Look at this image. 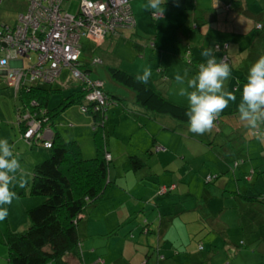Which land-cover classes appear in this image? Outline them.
Segmentation results:
<instances>
[{"label": "rangeland", "instance_id": "374dc122", "mask_svg": "<svg viewBox=\"0 0 264 264\" xmlns=\"http://www.w3.org/2000/svg\"><path fill=\"white\" fill-rule=\"evenodd\" d=\"M203 2L205 4L208 0H203ZM238 4L237 0H218L217 4L210 8L211 16L215 21L213 23L215 26L210 32L215 35H210L209 37L203 35L202 37V25H196L197 21L194 18H187L184 8H181L175 17L165 19V23L153 19L152 14L147 13L145 16L149 17L151 23L148 20L147 22L152 25L146 26L141 34L138 33L143 38L140 45L131 43V47L134 50L132 56V50L128 46L119 47V44L117 45L118 42H116L115 45L117 46L113 49L114 52L96 48L93 50L94 54L90 52V49H87L84 50L82 57L84 59H92L93 55H95L93 57L94 63H90L95 64V69L90 72L89 80H101L105 89L123 97L125 100H131L134 93L131 89L116 82L110 76L104 64V56L107 58L111 57L116 63H121L123 65H119L121 68L134 74H142L145 67H150L152 76L148 83L166 93L168 98L173 102L188 106L186 97L180 95L182 85L175 80L177 73L183 75L185 70H187L189 74L187 78H191L198 71V66H196L197 69H194L189 65L191 64L189 60L192 57L189 49L186 50L183 61L180 58L184 49H186V46H184L185 39L199 41L202 37L203 46L201 48L203 49L211 47L214 49L216 45L220 46V49H225L226 44L228 47L231 44L229 51L228 48L226 50L215 49L214 51L218 53L213 51V55L217 59V62L223 61L224 53L229 54L232 58L235 57L232 63L229 62L232 71L229 79L225 81V88L233 91L237 100L235 103H229V106L221 113L222 118L220 122L216 123L210 132L197 135L189 131V127H182V131L185 130L187 133L194 135L195 141L190 138L188 142L183 141L180 147L186 148L188 144L189 150H186V152L190 154V157L187 159L194 166L195 172L192 173L190 170L185 174V183L181 184L179 189L175 188L173 191H169L165 195V199H167L169 204L177 202L170 206V208L176 211H178L177 207L184 203L208 205L207 218L210 221H206V223L213 224L216 229H219L216 226L221 227V219L224 221V224H222L224 227L227 224L225 230L219 229V232H213L212 235H218V238L221 239H226V235H232V243L236 245L231 244L233 248H229L232 255L235 254V251L238 253L239 247L244 248L241 256L237 255V260H240V263L243 259L249 261L252 257L254 261L261 259L259 264H264V140L257 138V134H255L258 130L260 132L264 131V125H261V128L258 130L246 128L243 122L240 121L238 112V103L241 99L243 84L246 82L249 69L258 59L257 51L260 49L264 50V33L263 30L255 28L256 24L254 22V26L250 30L252 34L247 35L244 41L233 40L236 35L232 29V24L230 21L224 19L229 13L221 15L220 11L226 5H233L234 8H238ZM78 5L79 0H66L62 7L69 12H76ZM186 7H190L188 12L192 14L194 11L193 6L187 4ZM205 11L207 10H202L198 7L196 10L197 16H200ZM219 16H222L223 26ZM11 17H13L12 13ZM253 39L255 40L253 41ZM82 41L84 42V38ZM199 45L198 42L196 47H199ZM107 51L110 55H104V52ZM30 55V57L25 58V66H29L31 62H35L37 58L36 53H31ZM262 55H264V52ZM98 58L102 62L97 61ZM8 81L7 76H3L0 83V139H7L14 155L20 161L22 170L27 174L28 180L29 171L33 170L36 163L45 159V157L36 158L45 149L40 145H30L23 138L19 127V112L17 110L18 106H20V101L16 94L15 86L9 84ZM67 83L73 86L79 84V81L74 79L70 71L65 68L52 83L47 84L54 89L49 97V108H62L60 103L65 98L64 92L68 89L66 88ZM60 88L62 90H57ZM113 106L110 105L109 108L111 120L117 119L120 116L117 112L112 113ZM61 108H59L60 110L55 115V126H52L53 130L55 129L56 131L58 129V133L67 141L77 140L78 143L80 142V147L83 144L85 145V141L93 143V133H95L93 114L83 111L80 103H73ZM158 115L162 116V114ZM186 125L188 126L187 123ZM87 126L91 128L88 129L86 128ZM104 127L107 130L106 123L102 126L103 133ZM116 131L119 137L118 140L121 142V145L116 143L117 146L125 148L129 146L130 148L131 137L126 132L123 133L121 126H117ZM201 137L203 138L201 139ZM138 139V132L133 133L132 142L136 143ZM184 144L186 147H184ZM83 147L85 148V146ZM235 158L240 161L241 166H234L233 161ZM177 162L179 163V159H177ZM252 170L256 172L254 173ZM180 171L183 172V169ZM243 171L253 173L252 178L248 181L243 179L241 177ZM206 175H213L215 178L210 183H207L205 179ZM122 179L124 180V177ZM28 194L27 198L35 197ZM244 195L258 197L259 199L247 201ZM17 197L11 205L6 206L9 209L8 217L0 221V230L4 239H6L5 237L10 231H22L30 223L27 209H24L26 206L22 202L25 195L17 194ZM163 208L167 209L168 205ZM261 235L262 239L257 240V237L259 238ZM207 241V252L203 254L214 255L212 258L213 262H215L226 251L224 248H220L216 255L214 252H208L211 246L210 238ZM7 254L8 248L6 242L0 239V264H8L6 262Z\"/></svg>", "mask_w": 264, "mask_h": 264}, {"label": "crops", "instance_id": "0c3cea01", "mask_svg": "<svg viewBox=\"0 0 264 264\" xmlns=\"http://www.w3.org/2000/svg\"><path fill=\"white\" fill-rule=\"evenodd\" d=\"M217 1L208 0L207 3L203 4V0H165L163 5L165 11L163 17L159 20L165 23V19L175 17L181 8H184L187 18H194L197 21L196 25H202L201 36L206 35L209 37L210 35H215L210 32L215 26L213 25L215 21L211 16L210 8L213 5L215 6ZM237 1L239 3L238 8H234L233 5H226L220 11L221 15L229 13L224 19L232 24V29L236 35L233 40L244 41L247 35L252 34L250 30L254 26V22L256 24L255 28L263 30L264 33V0ZM147 2L148 0H130L135 18V26L133 28L121 30L115 36H107L101 44H97L87 38H84V42L82 41L83 38L81 39L82 53L80 59L84 64L83 69L87 71L88 77L90 72L95 69V64H90L94 63L93 57L95 55H93L92 59H84L82 57L84 50L90 49V52L94 53L93 50L96 48H102L114 52L113 49L119 44V47L128 46L132 50L131 56L133 55L134 50L131 47V43L140 45L143 38L138 33L141 34L146 26L152 25L147 22V20L150 22L149 17L145 16L147 13H151V10L144 7ZM187 4L193 6L194 11L192 14L188 12L190 7H186ZM26 5V0H0V8L3 7L0 9V25L14 26L18 14L25 11ZM198 7L207 11L197 16L196 10ZM11 13L13 17L10 18ZM219 17L223 26L222 16ZM260 23L262 27L258 28ZM202 37L199 41L186 38L184 41L186 49L180 56L183 61L186 50L189 49L191 51L190 55H192L189 60L191 64L189 65L194 69L200 63L206 62V59L200 54L204 50L201 48L203 46ZM116 42H118L117 45H115ZM154 42L157 44L155 40ZM198 42L200 45L196 47ZM156 44L155 46H157ZM230 47L231 44H229L228 51ZM215 48H217V45ZM108 51L104 52V55H110ZM214 52L218 53L217 51ZM263 52L264 50L262 49L257 51L258 58ZM228 57L230 63L235 59L229 54ZM103 58L107 71L109 65L123 66L121 63L113 61L111 57L107 58L104 56ZM224 58L226 57L223 56L222 60ZM97 61L102 62L100 58ZM17 63L18 61L11 60L10 67L18 65ZM3 76H6V74H0V83ZM8 83L12 85L9 81ZM71 86L68 83L66 84L68 89L64 92L65 97L70 93ZM60 89L62 90V88ZM15 90L17 89L15 88ZM105 90L113 94L107 89ZM119 97L122 98L121 100L117 99L119 103L115 101L109 102L104 110L105 120L103 125L107 124V130L104 127V139L110 154V184L104 196L94 206L84 209L78 224V232L82 243V259L76 260L72 258L70 264H259L261 259L254 261L252 257L249 261L243 259L241 263L239 262L240 260H237L238 256L243 253L244 248L239 247L238 253L235 251V254L232 255L231 251H229V248L234 245L232 243V235H226V239L218 238V235H212L213 232L225 230L227 224L224 227L222 225L224 221L221 219V227L216 226L220 230L214 228L213 224H207L206 221H210L207 218L208 205L184 203L183 205L180 204V206L177 205L178 211H176L170 206L177 202L169 204L167 199H165V195L158 196L156 194V190L161 184L176 183V188L179 189L180 185L185 183V174L190 170L192 173L195 172L194 166L187 159L190 157V154L186 152V150H189L188 144L186 145L187 147L184 144L186 148L180 147L183 141L188 142L190 138L195 141L194 135L187 133L185 130L182 131V127H188L186 125L187 122L179 121L168 114L147 110L136 102L135 93L131 100ZM110 105H114L112 113L117 112L120 115L119 118L111 120ZM158 114H162V116ZM47 126L51 134L58 132V129L56 131L55 129L53 130L50 124ZM117 126H121L123 133L126 132L131 137L132 144L130 143V148L129 146L126 148L117 146L116 143L121 145L116 131ZM91 127L87 126L86 128L90 129ZM136 132H138L139 139L134 143L132 142V135ZM28 143L30 144L29 141ZM35 145H40L45 149L36 158L49 156L50 151L42 145V142H38ZM83 146H81L83 156L91 157L96 154L97 149L94 137L93 143L85 141ZM132 155L138 156L144 161L140 168H133L130 160ZM177 159H179V163ZM181 169H183V172L180 171ZM31 177L32 171H29V181L26 187L20 188L17 186L15 188L18 195H25L22 200L26 206L24 209L39 201L36 196L27 198ZM123 177L124 180L122 179ZM160 197L161 199H159ZM166 205H168V208H163ZM144 222L147 223L149 228L148 234L143 231L142 224ZM209 238L211 246L208 252H214L216 255L220 248H224L226 251L215 262H213L212 258L214 255L203 254L207 252L206 247H208L207 240ZM258 239L261 240L262 235L259 238L257 237ZM200 244L203 245L202 249L199 248ZM158 253L164 255L163 260L158 261ZM6 262L8 263V259Z\"/></svg>", "mask_w": 264, "mask_h": 264}, {"label": "trees", "instance_id": "16d2710c", "mask_svg": "<svg viewBox=\"0 0 264 264\" xmlns=\"http://www.w3.org/2000/svg\"><path fill=\"white\" fill-rule=\"evenodd\" d=\"M260 25L258 24L259 28L262 27L261 23ZM217 47L214 49L228 48L227 44L225 49ZM224 57L229 64L228 54L224 53ZM80 65L84 66L81 59ZM108 72L116 82L131 89L135 93L136 102L147 110L168 114L179 121L189 123L186 115L188 106L173 102L166 93L149 83L147 85L138 83L135 79L138 74L116 65H109ZM86 89L85 83L71 86L70 93L60 103L62 108L80 103ZM53 91L54 89L47 84H30L17 88L16 94L20 101V106L17 108L18 122L22 133L28 120L25 117L27 113L29 118H46L43 122L44 126L48 124L55 126L54 118L61 107L57 109L48 107L49 97ZM105 93L108 95L107 105L114 101L119 103L122 99L106 90ZM221 118L220 115L216 123L220 122ZM104 120V111L101 114H93L94 141L97 150L91 157L83 156L78 141H67L58 132L53 133L50 138L51 147L47 148L50 151L49 156L36 163L32 170L27 193L38 197L39 201L27 208L30 221L28 227L22 231H10L6 239L3 238L0 230V239L5 240L8 248V264H70L72 258L82 259V243L78 232L80 217L85 208L94 206L104 196L110 184L108 157L110 154L102 130ZM257 132L260 131H256L255 134ZM130 160L134 169L144 164L142 158L138 156L132 155ZM233 162L234 166H241L236 158ZM252 172L256 171L252 170ZM252 175L253 173L243 171L241 177L248 181ZM214 178L213 175L205 177L207 183ZM163 185L167 190L160 192ZM176 185V183L161 184L156 194L164 196L169 191H173ZM244 197L247 201L259 199L246 195ZM142 226L144 233L148 234L147 223L144 222ZM200 246L203 248L202 244ZM157 258L161 261L164 255L158 253Z\"/></svg>", "mask_w": 264, "mask_h": 264}, {"label": "built area", "instance_id": "2783aa9c", "mask_svg": "<svg viewBox=\"0 0 264 264\" xmlns=\"http://www.w3.org/2000/svg\"><path fill=\"white\" fill-rule=\"evenodd\" d=\"M26 2V9L18 14L14 26L0 25V69H6L9 82L17 89L30 84H50L66 68L74 79L86 84L80 102L82 110L101 114L108 103V95L103 82L90 81L80 65L81 39L101 44L107 36L133 28L135 18L130 0H79L76 12L62 7L65 0ZM31 53H36L37 58L25 66V58ZM11 60L18 61V65L10 67ZM25 117L28 120L23 137L32 144L42 142L46 148L51 147L53 134L43 125L46 118H29L28 113ZM166 190L164 185L160 188V192Z\"/></svg>", "mask_w": 264, "mask_h": 264}, {"label": "clouds", "instance_id": "9594fccd", "mask_svg": "<svg viewBox=\"0 0 264 264\" xmlns=\"http://www.w3.org/2000/svg\"><path fill=\"white\" fill-rule=\"evenodd\" d=\"M164 3L165 0H148L144 7L151 10L153 19L159 20L165 11ZM200 54L206 58V62L198 65L194 76L187 78V70L183 75H175L176 82L182 85L180 95L186 97L188 102L186 115L189 131L197 135L210 132L229 103L237 100L234 92L225 88V81L232 71L229 64L226 61L217 62L212 48H205ZM151 76V68L145 67L135 79L138 83L147 85ZM238 112L239 119L246 128L258 130L264 125V55L249 69L238 103ZM257 138L264 140V131L257 132ZM27 183V174L22 170L7 139H0V221L9 215L6 206L18 198L14 189L17 186L25 188Z\"/></svg>", "mask_w": 264, "mask_h": 264}, {"label": "water", "instance_id": "95a60500", "mask_svg": "<svg viewBox=\"0 0 264 264\" xmlns=\"http://www.w3.org/2000/svg\"><path fill=\"white\" fill-rule=\"evenodd\" d=\"M3 73L4 75L6 74V69H0V74Z\"/></svg>", "mask_w": 264, "mask_h": 264}]
</instances>
